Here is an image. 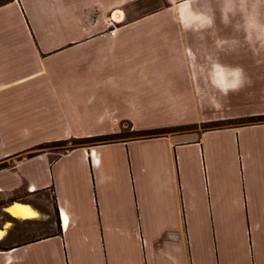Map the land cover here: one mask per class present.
Returning a JSON list of instances; mask_svg holds the SVG:
<instances>
[{"label": "crops", "instance_id": "0c3cea01", "mask_svg": "<svg viewBox=\"0 0 264 264\" xmlns=\"http://www.w3.org/2000/svg\"><path fill=\"white\" fill-rule=\"evenodd\" d=\"M262 117L264 0L3 2L0 264H264V121L42 147Z\"/></svg>", "mask_w": 264, "mask_h": 264}, {"label": "rangeland", "instance_id": "374dc122", "mask_svg": "<svg viewBox=\"0 0 264 264\" xmlns=\"http://www.w3.org/2000/svg\"><path fill=\"white\" fill-rule=\"evenodd\" d=\"M203 112V111H202ZM203 119V118H202ZM251 120V121H249ZM264 121V117L260 119H235V120H201L198 122L190 123H171V124H162V125H149L148 128L143 130H136L133 126L130 125L127 121H118L114 122L112 128H110V133L108 134H99L92 138H84L79 140H66V141H57L50 142L42 147L51 149L55 151V155L60 153L72 146H83V147H92L100 145L103 143L123 141L129 139L137 138H149V137H160V136H172V135H181L188 133H201L213 129H222L232 126H239L251 122V124L261 123ZM27 230H32L38 227L26 226L23 227Z\"/></svg>", "mask_w": 264, "mask_h": 264}, {"label": "bare ground", "instance_id": "6f19581e", "mask_svg": "<svg viewBox=\"0 0 264 264\" xmlns=\"http://www.w3.org/2000/svg\"><path fill=\"white\" fill-rule=\"evenodd\" d=\"M124 15L123 13L119 12L116 15H114L115 21H121L123 20ZM12 215L20 218V219H26L28 217H31L35 215L34 212L31 211L30 207L28 206H23L20 204H15L11 209H9ZM66 222V220H65Z\"/></svg>", "mask_w": 264, "mask_h": 264}, {"label": "trees", "instance_id": "16d2710c", "mask_svg": "<svg viewBox=\"0 0 264 264\" xmlns=\"http://www.w3.org/2000/svg\"><path fill=\"white\" fill-rule=\"evenodd\" d=\"M9 1H12V0H0V5L3 4V2L7 3V2H9ZM250 119H252V118H250ZM255 119H256V118H255ZM257 119H260V118H257Z\"/></svg>", "mask_w": 264, "mask_h": 264}, {"label": "built area", "instance_id": "2783aa9c", "mask_svg": "<svg viewBox=\"0 0 264 264\" xmlns=\"http://www.w3.org/2000/svg\"><path fill=\"white\" fill-rule=\"evenodd\" d=\"M110 33L113 35L115 34V30H111Z\"/></svg>", "mask_w": 264, "mask_h": 264}]
</instances>
